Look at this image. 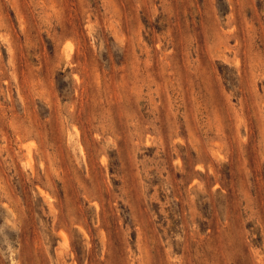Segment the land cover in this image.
Listing matches in <instances>:
<instances>
[{"label": "rangeland", "instance_id": "374dc122", "mask_svg": "<svg viewBox=\"0 0 264 264\" xmlns=\"http://www.w3.org/2000/svg\"><path fill=\"white\" fill-rule=\"evenodd\" d=\"M0 264H264V0H0Z\"/></svg>", "mask_w": 264, "mask_h": 264}]
</instances>
